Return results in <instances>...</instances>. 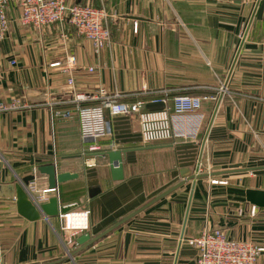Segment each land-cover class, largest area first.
I'll list each match as a JSON object with an SVG mask.
<instances>
[{"label":"crops","instance_id":"crops-1","mask_svg":"<svg viewBox=\"0 0 264 264\" xmlns=\"http://www.w3.org/2000/svg\"><path fill=\"white\" fill-rule=\"evenodd\" d=\"M69 1L105 9L110 42L99 53L67 22L38 31L20 24L17 5L8 10V31L0 40V100L21 98L35 107L0 113V184L34 175L38 193L48 188L39 166L77 174L48 197H57L60 208L87 209L86 233L96 235L182 180V170L195 173L199 163L207 176L194 182L176 264H196L188 242L206 229L264 247V207L247 200L249 190L264 192V0ZM71 57L77 92L118 91L129 104L142 101V111L163 110L149 103L163 91L200 98L196 137L144 145L137 114L118 116L99 141L94 166L87 167L75 113L53 114L71 109L57 104L68 97ZM110 150H127L121 181L111 180L102 155ZM192 183L61 264H173ZM76 189L80 202L72 200ZM63 234L57 217L28 221L15 199L0 198V264L56 262L66 256L68 242L76 248L78 236ZM256 264H264V252Z\"/></svg>","mask_w":264,"mask_h":264},{"label":"built area","instance_id":"built-area-1","mask_svg":"<svg viewBox=\"0 0 264 264\" xmlns=\"http://www.w3.org/2000/svg\"><path fill=\"white\" fill-rule=\"evenodd\" d=\"M12 4L20 9L22 26L42 31L52 25L62 26L67 22L77 36L90 42L94 53H99L110 42L105 9L88 3H70L69 0H0V40L5 38L8 31V10ZM15 63L10 62L12 66ZM74 63L72 57L67 59L65 72L69 73L66 93L68 97L57 103L71 109H63L53 114L68 118L72 112L75 113L79 137L83 143L81 155L85 158L87 167L94 166L93 156L102 152L99 141L110 135V119L118 116L137 114L139 136L144 145L170 142L174 138L196 137L202 119L200 98L185 95L170 97L163 91L151 96L149 101L151 104H162L163 110L142 111V101L129 104L124 101L126 95L118 91L109 92L100 87L92 93L77 92L72 77ZM58 65L55 63L50 67ZM92 70L88 68L89 72ZM34 107L21 98L0 100L2 114L30 110ZM211 183L217 184L216 181ZM25 191L37 207L47 202L49 194L55 193L53 189L37 193L34 182H29ZM251 213L254 214V208ZM88 214L87 209H77L74 204L62 206L57 216L61 231L70 238L86 233L89 227ZM189 242L197 252L196 264H256L258 256L264 252V247L229 239L218 229L203 230Z\"/></svg>","mask_w":264,"mask_h":264},{"label":"water","instance_id":"water-1","mask_svg":"<svg viewBox=\"0 0 264 264\" xmlns=\"http://www.w3.org/2000/svg\"><path fill=\"white\" fill-rule=\"evenodd\" d=\"M127 150H110L104 152L102 155L106 156L108 159V165L110 170V177L111 180L114 182L123 180V156L125 155ZM199 166L200 164H197L195 173L191 174L188 170H182L180 172V177L182 180H178L168 188L164 189L160 193H158L156 196L151 198L148 202L137 208L136 210H133L127 214H125L120 219L113 221L108 226H106L103 230H101L96 235H90L89 233H84L80 236H78L75 239V245L76 248L71 252H66V256L62 259L52 262V263H40V264H61L65 259H73V257L80 252L88 249L93 243L97 242L100 239H103L108 234L122 226L123 224L127 223L129 220L149 208L150 206L154 205L161 199L167 197L174 191L181 188L187 181H191L192 188L190 190V194L188 197V201L186 204V211L185 216L182 223L181 233L179 237V241L177 244L175 257L173 264H176L183 233L185 229V224L188 216V211L190 207V202L192 198L193 193V187L194 182L198 179L204 178L207 175H203L199 173ZM37 172L40 175H45L47 177V189H53L54 191L57 190V187L63 183H66L68 181L74 180L78 178L77 174H73L70 172H58L57 168L54 164L49 165H43L39 166L37 168ZM35 176L29 175L24 178H22L19 182L16 184H8V185H2L0 184V198L2 199H15L16 201V207L18 214L25 218L28 221H35L39 220L41 217L49 218V217H57L59 214V200L57 197H51L48 198L47 202L40 204L38 207L35 206L33 202H31L25 192V186L28 185L29 182H34ZM247 200L250 203H254L255 205L259 207H264V192H258V191H247Z\"/></svg>","mask_w":264,"mask_h":264},{"label":"rangeland","instance_id":"rangeland-1","mask_svg":"<svg viewBox=\"0 0 264 264\" xmlns=\"http://www.w3.org/2000/svg\"><path fill=\"white\" fill-rule=\"evenodd\" d=\"M78 195H80V193L79 194H76L75 196H74V198H72V200H77L78 202H80V200H82V197L81 196H78ZM82 195V194H81ZM84 200V199H83ZM84 201H86V200H84ZM88 230H89V227H88ZM88 230L86 231V232H88ZM63 236H64V234H63ZM63 240V239H62ZM189 243V245L190 246H192L191 244H190V242H188ZM68 247L66 246V251L65 252H71L72 251V249H71V245H72V241L71 242H68ZM73 247V246H72ZM193 247V246H192ZM71 249V250H70Z\"/></svg>","mask_w":264,"mask_h":264},{"label":"trees","instance_id":"trees-1","mask_svg":"<svg viewBox=\"0 0 264 264\" xmlns=\"http://www.w3.org/2000/svg\"><path fill=\"white\" fill-rule=\"evenodd\" d=\"M78 191H79V189H78V190L76 189L75 191L70 192V193H72V195H73L72 198H74V196H75L76 194H79Z\"/></svg>","mask_w":264,"mask_h":264}]
</instances>
